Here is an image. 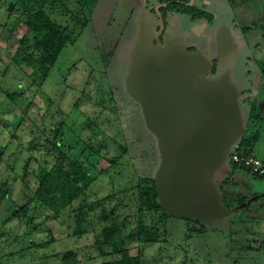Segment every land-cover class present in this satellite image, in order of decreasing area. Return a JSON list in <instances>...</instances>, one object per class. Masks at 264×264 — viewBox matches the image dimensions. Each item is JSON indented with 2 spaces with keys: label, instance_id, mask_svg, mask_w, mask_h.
<instances>
[{
  "label": "rangeland",
  "instance_id": "374dc122",
  "mask_svg": "<svg viewBox=\"0 0 264 264\" xmlns=\"http://www.w3.org/2000/svg\"><path fill=\"white\" fill-rule=\"evenodd\" d=\"M8 2L11 0H0V170L9 173L12 181L7 199L25 204L29 197L23 193L32 194L39 167L52 168L64 154L95 179L87 202L104 199V205L85 207L84 214L75 205L46 223V214L53 216L54 212L43 208L37 211L40 217L35 218L33 229L22 218L11 220L13 208H8L10 200L6 203L4 199L0 208V246L4 252H0V264H61L55 254L69 250H74L80 264H101L106 258L95 241L110 226L112 215L117 226L114 242L121 241L133 256L141 255L143 264H264V179L247 170L232 174L230 156L215 179L221 185L231 178V192L245 195L244 204L208 222L211 230L203 236L187 237L190 222L172 217L161 226L156 241H139L140 214L137 203L131 201L136 198L134 186L141 176H155L160 155L156 137L147 128L140 105L128 94L125 79L143 27L152 18L159 24L158 32L165 24L158 10L160 0H99L89 25L66 46L43 85L33 81L32 68L12 59L23 31L21 26L14 29L13 18H18L20 11L10 17ZM184 3L206 10L213 21L170 11L164 38L175 35L186 46L194 45L215 57L217 35L228 30L237 45L230 80L241 92L239 103L246 127L242 139L259 135L255 147L251 146L257 155L264 156V79L260 77L264 48L256 50L259 44L264 47L263 41L254 34L249 40L243 38L227 0ZM242 24H248L247 17ZM259 89L261 94H256ZM254 106L263 112V119L251 117ZM52 142L57 143L56 150ZM121 143L127 144L129 153L123 154L115 168L103 172L108 159H119ZM95 159L96 165L91 163ZM25 165L28 173L23 181ZM247 243L262 248L242 251ZM113 249L112 245L107 251ZM111 258L113 255L107 257Z\"/></svg>",
  "mask_w": 264,
  "mask_h": 264
},
{
  "label": "water",
  "instance_id": "95a60500",
  "mask_svg": "<svg viewBox=\"0 0 264 264\" xmlns=\"http://www.w3.org/2000/svg\"><path fill=\"white\" fill-rule=\"evenodd\" d=\"M154 22L143 27L125 82L156 137L157 191L169 213L216 221L228 210L216 173L246 132L241 92L230 80L237 45L224 30L215 57L190 51L175 35L161 40L164 25L158 32Z\"/></svg>",
  "mask_w": 264,
  "mask_h": 264
},
{
  "label": "trees",
  "instance_id": "16d2710c",
  "mask_svg": "<svg viewBox=\"0 0 264 264\" xmlns=\"http://www.w3.org/2000/svg\"><path fill=\"white\" fill-rule=\"evenodd\" d=\"M98 1L11 0V2H8L6 12L10 17H14L13 14L16 10L20 11V16L13 18L14 29L17 26H21L23 31L19 47L12 56V59L20 66L32 68L33 73L31 76L33 77V81L39 85H43L66 46L74 43L78 35L89 25ZM171 4L163 11L165 14L173 11L193 15L194 19H197L198 15L200 16L199 12H195L193 6H188L184 3ZM251 117L257 120L263 119L262 112L257 110L255 106L251 109ZM258 137L259 135L255 136V134L245 136L236 146L237 151L244 152L245 154L254 153L251 144L255 147ZM52 144L56 150L57 143L52 142ZM118 147V151L121 152L120 156H118L119 159L116 157L108 159L107 169H104L103 172L115 168L119 164V160L123 154L129 153L126 143H121ZM63 155L60 154L57 157L56 164L52 168L39 167L36 174L37 180L33 184L32 194L28 196L25 194L23 188L22 193L24 192V197H29L23 205H20L19 201L16 202L10 198L7 199L11 191L12 181L9 179V173H6L5 170H0V208L3 205L1 203L4 199H7L6 203L10 200L7 204L8 208H13L11 220L16 217L22 218L34 229L36 228L33 225L35 218L38 219L40 217L36 216L37 211L39 213L43 208L54 212L52 214L53 216L46 214L44 218V222L46 223L51 218L56 219L59 217L65 210L71 207L73 209L75 205L81 214L85 213V207L94 209L99 204L104 205V199L87 202L89 191L95 179L90 177L82 166L73 160L67 159ZM2 159L3 157L1 155L0 164L2 163ZM91 163L96 165L98 162L96 163L95 159ZM6 167H9V163L6 164ZM24 169L23 181H26L28 165H25ZM232 169V174L236 170H247L253 176L264 179V176L252 173L251 169L243 163L232 162ZM230 181L231 178L226 179L219 185L222 201L229 211L247 201L245 195L240 196L235 191L231 192ZM134 188L137 189L136 198H132L131 201L134 199L135 204L137 203L140 214V242L150 243L156 241L155 235L161 231V226L166 225L172 217H180L190 222L187 226V237L189 238L192 235L203 236L211 230L210 225L204 221L175 216L166 211L161 203L154 176L139 177ZM80 219L84 221L85 218L81 215ZM148 220H150V223H148ZM114 221L115 219L112 215L110 226L106 227L97 236L95 241L101 255L106 258L101 264H143L141 255L133 256L130 254L128 248L122 247L121 241L114 242L113 237H115L117 227ZM112 245L114 248L113 251L108 252L107 248ZM260 248H262V245ZM260 248L256 249L249 243L241 247L242 251L246 252L259 250ZM0 252H3L1 246ZM109 254H112L113 258L107 259V257L112 256ZM55 257L60 258L61 264H80V260L74 250H69L64 254L60 252L57 255L55 254Z\"/></svg>",
  "mask_w": 264,
  "mask_h": 264
},
{
  "label": "flooded vegetation",
  "instance_id": "af4514ba",
  "mask_svg": "<svg viewBox=\"0 0 264 264\" xmlns=\"http://www.w3.org/2000/svg\"><path fill=\"white\" fill-rule=\"evenodd\" d=\"M166 1L167 2V5L164 6L163 3H166L164 2ZM173 1H176V0H172L170 2V0H160L159 2V14L160 16L165 20V24H164V29H163V32L161 33L160 35V39L163 40L164 39V36L167 35L166 34V30H168V25L166 22V16L168 15L165 14L163 11L168 8L169 4L173 3ZM177 3H184L185 0H181V2L179 1H176ZM227 3L230 5L232 11L234 12V15H235V23L236 25L240 26V28H238V30H241L242 31V34H243V38H246V40H249V37L254 34L255 37H258L260 38L263 42V46H264V0H227ZM185 4V3H184ZM188 6H193V5H189L187 4ZM194 7V6H193ZM195 12L197 11V13L199 12L200 13V16L198 15V20L201 19V20H208L210 22L213 21V17L210 16V14L206 11H201V9H198V8H195ZM155 9H153L154 11ZM197 15V14H196ZM193 18L194 16L191 15ZM216 17V15H215ZM214 17V18H215ZM240 17L241 18V21H240ZM248 18V24H242L243 20L245 18ZM145 20V19H144ZM154 19L152 18V21ZM155 21V20H154ZM206 21V22H208ZM158 29L159 27V24L158 22H154ZM209 23V22H208ZM244 25V26H243ZM160 29V27H159ZM224 30H221L217 37L220 36L221 32H223ZM157 34V33H155ZM157 37V36H156ZM155 37V38H156ZM189 46H192L189 48L190 51H195L196 50V46L194 45H189ZM264 47H262L260 44L259 46L257 47L256 50L260 51L263 49ZM216 64V63H215ZM215 68V66H214ZM260 77L262 78V80L264 79V56H263V59H262V65L260 66ZM264 88V87H263ZM261 89H259L258 92H255L256 94H261ZM247 103L248 100H247ZM263 113V112H262Z\"/></svg>",
  "mask_w": 264,
  "mask_h": 264
},
{
  "label": "built area",
  "instance_id": "2783aa9c",
  "mask_svg": "<svg viewBox=\"0 0 264 264\" xmlns=\"http://www.w3.org/2000/svg\"><path fill=\"white\" fill-rule=\"evenodd\" d=\"M230 160L234 163H243L251 169L252 173L264 176V159L256 156L254 153H241L235 148L230 154Z\"/></svg>",
  "mask_w": 264,
  "mask_h": 264
},
{
  "label": "crops",
  "instance_id": "0c3cea01",
  "mask_svg": "<svg viewBox=\"0 0 264 264\" xmlns=\"http://www.w3.org/2000/svg\"><path fill=\"white\" fill-rule=\"evenodd\" d=\"M254 154H256V153L254 152ZM256 155H257V154H256ZM257 156H259V155H257ZM259 157L264 159V156H259Z\"/></svg>",
  "mask_w": 264,
  "mask_h": 264
}]
</instances>
